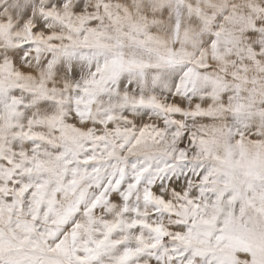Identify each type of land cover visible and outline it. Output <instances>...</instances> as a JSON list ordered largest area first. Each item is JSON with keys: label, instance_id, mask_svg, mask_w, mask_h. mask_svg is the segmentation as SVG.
<instances>
[{"label": "snow or ice", "instance_id": "1", "mask_svg": "<svg viewBox=\"0 0 264 264\" xmlns=\"http://www.w3.org/2000/svg\"><path fill=\"white\" fill-rule=\"evenodd\" d=\"M0 264H264V0H0Z\"/></svg>", "mask_w": 264, "mask_h": 264}]
</instances>
